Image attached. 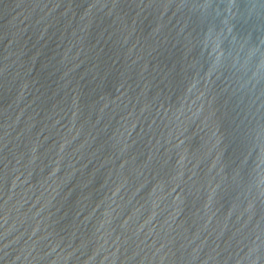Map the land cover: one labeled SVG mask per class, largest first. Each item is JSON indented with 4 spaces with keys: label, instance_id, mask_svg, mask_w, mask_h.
I'll return each instance as SVG.
<instances>
[{
    "label": "water",
    "instance_id": "water-1",
    "mask_svg": "<svg viewBox=\"0 0 264 264\" xmlns=\"http://www.w3.org/2000/svg\"><path fill=\"white\" fill-rule=\"evenodd\" d=\"M0 264H264V0H0Z\"/></svg>",
    "mask_w": 264,
    "mask_h": 264
}]
</instances>
